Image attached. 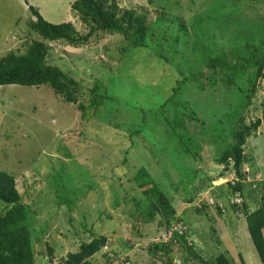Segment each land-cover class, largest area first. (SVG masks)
<instances>
[{"label": "rangeland", "instance_id": "374dc122", "mask_svg": "<svg viewBox=\"0 0 264 264\" xmlns=\"http://www.w3.org/2000/svg\"><path fill=\"white\" fill-rule=\"evenodd\" d=\"M108 1L116 11L146 15L151 50L133 49L119 62L123 38L96 33L77 47L46 43L47 60L78 80L80 102L88 100V91L97 84L117 104L107 102L89 120L49 86L0 87V171L15 178L29 210L25 226L37 263L49 264L48 247L57 264L67 253H75L81 242L90 241L88 232L108 239L90 259L92 264L170 261L163 252L159 262L147 252L152 242L171 239L157 219L149 225L141 222L145 207L139 204L142 190L136 183H141L138 174L146 169L166 195L172 193L176 218L182 219L173 229L187 236V245L171 253L172 264H212L220 255L232 264H261L241 204L234 212L230 200H221L224 194L214 189H224L234 176L215 164L212 145L221 130L230 134L239 117L248 126L262 116L264 72L256 78L248 63L264 53V0H155L151 5L147 0ZM74 2L0 0V59L37 39L29 31L34 20L30 7L38 9L45 21L71 23L85 35L87 28L71 10ZM216 56L224 57L229 66L239 61L230 81L219 68H208L209 58ZM253 82L257 91L247 106ZM174 110L184 117L187 129L179 127ZM142 114L145 129L132 135L140 130L137 124L143 117L133 126L128 121ZM129 141L134 146L124 156ZM194 144L201 147V162L186 155H191ZM183 148L186 154L179 151ZM243 149L254 158L253 166L247 164L244 171L251 168L256 177L245 181L249 184L241 203L253 211L264 193V125L245 140ZM123 156V165L112 166ZM198 169L203 173L176 189ZM222 171L225 178L217 179ZM168 179L169 187L162 182ZM205 201L211 209L201 210ZM219 204L220 213L214 208ZM3 207L2 214L7 209ZM82 220L91 227H83Z\"/></svg>", "mask_w": 264, "mask_h": 264}, {"label": "trees", "instance_id": "16d2710c", "mask_svg": "<svg viewBox=\"0 0 264 264\" xmlns=\"http://www.w3.org/2000/svg\"><path fill=\"white\" fill-rule=\"evenodd\" d=\"M148 4L151 5L155 0H147ZM71 10L78 15L79 21L87 28L85 35H80L71 23L52 24L45 21L40 15L38 9L30 7V11L34 20L31 19L29 22L30 34H35L36 40H32L30 44L26 45L24 50H17L16 52H9L5 57L0 59V86L17 85L26 88H38L40 86H49L54 94L61 98V100L69 105H76L77 111L81 115L88 114L94 116L107 102L117 104V99L110 98L106 95L105 90L101 85L95 84L88 92L89 98L85 102H80L78 99L79 93L82 91L78 80L74 79L67 71H63L62 68L55 64H52L47 60L49 52L46 43L63 42L69 46L77 47L82 46L88 42V40L96 33L114 34L119 35L123 38L119 62L124 61V57L131 50L137 48H147L151 50L150 45L147 43L148 32L151 26L146 24V15L139 14L135 15L132 11H116L111 7L108 0H75L71 5ZM48 41V42H46ZM263 52H264V39L262 40ZM240 62H242L240 60ZM239 64V61L236 65ZM251 69H254L256 78H261L264 72V53L262 57L248 63ZM236 65L229 66L222 56H216L215 58H209V69L219 68L227 80L229 74L235 73ZM182 81H185L182 80ZM181 82H178V86L173 88L176 92ZM257 91L255 82L252 83L251 93L247 98V106H249L251 97ZM176 94V93H175ZM172 103V102H171ZM174 104L175 100L173 101ZM113 105V104H112ZM262 116L256 119L253 123L245 126L243 118L239 117L233 126L229 135L224 131L218 134L215 144H211L213 148V159L216 165L221 166L224 172H231L236 181L233 185L229 182L225 183L222 189L221 186L214 187V189L221 191L224 194V198L221 200L229 199L230 202L233 199L242 197L244 186H248L249 183L245 182L246 173L244 172V166L247 164L249 167L253 166L254 158L250 154H245L243 145L245 140L252 136L256 130L264 125V101L260 103ZM178 106V105H177ZM178 111L174 110L175 119L179 122V127L187 129L183 118L176 114ZM87 116V115H86ZM136 119H130L128 122L137 124V121L141 119V123L137 124L140 126V130L132 132V135H139L140 131L145 129L146 123L144 114L135 116ZM134 118V117H133ZM222 121L219 120V124ZM116 126V125H114ZM176 130V129H175ZM181 140H185L181 138ZM129 148L124 150V156L128 154L129 149L133 148V143L129 141ZM123 145H127V138L122 141ZM199 145H193L190 147L192 150L191 155L186 154L185 148L179 150L186 154L192 162H201L202 157L200 155ZM216 148V150H215ZM215 151V152H214ZM124 156L121 161L114 163L112 166L118 167V163H125ZM146 159H142L141 162H145ZM247 174L250 178H255L254 174L248 168ZM220 174L217 179H224L226 173ZM188 174L189 181H182V185H176V189L180 186L183 187V183H192L194 178L203 173L202 170H194ZM160 175V173H159ZM230 175V174H229ZM59 176V175H57ZM139 176V182L136 183V187L140 191L139 204L144 206L141 210V222L145 225L152 224L157 219V224L163 230L164 235L168 231L172 230L175 222H182V219L176 218V212L173 206L172 193L166 195L161 189L160 184L153 179L151 172L146 169H142ZM167 177V176H163ZM208 180L205 176L202 179ZM213 179V181L216 180ZM63 182V181H62ZM167 187H169L170 179L162 181ZM212 182V181H211ZM259 183V181H255ZM246 183V184H245ZM260 184V183H259ZM64 185V184H63ZM211 185V184H210ZM264 187V183H262ZM65 186V185H64ZM144 191H143V188ZM213 187V186H211ZM163 188L165 189L166 187ZM65 193L69 191L65 189ZM176 192V191H175ZM230 193V197L228 196ZM237 194V195H236ZM218 197L217 195L215 196ZM189 203L191 201H188ZM66 203L64 206L69 207ZM241 208L243 209L247 231L256 254L261 262L264 264V193L259 199L258 207L251 211L249 206L242 202ZM0 206L7 208L4 214L0 213V264H36L34 257V251L31 247L29 240V233L25 226L27 221L28 208L23 205L21 195L16 188L15 178L6 173L0 171ZM234 212L240 210L237 204L231 203L229 205ZM201 210L210 208L208 201L202 203ZM70 208V207H69ZM68 208V209H69ZM218 213L222 210L218 206L214 207ZM239 208V209H238ZM201 210H197L199 213ZM176 218V219H175ZM83 227H89L88 223L83 222ZM89 231V230H88ZM90 234V241H84L79 244L78 250L75 253H67L65 257L61 258L57 264H92L91 258L99 253L107 244V238L104 236H95ZM158 235V234H157ZM147 237V236H146ZM148 238V237H147ZM159 239L161 236L159 235ZM187 236L185 232L180 235L178 231H174L172 239L169 242L164 243L163 241H154L147 248L148 254L156 261H162V256L165 253L169 260L165 264L171 263V253L178 250L179 246L187 245ZM189 250V249H188ZM52 249L47 247V257L49 264H53V253ZM159 252V253H158ZM114 260L109 261L113 262ZM40 264V263H37ZM207 264V263H203ZM212 264H232L223 255L217 257Z\"/></svg>", "mask_w": 264, "mask_h": 264}, {"label": "built area", "instance_id": "2783aa9c", "mask_svg": "<svg viewBox=\"0 0 264 264\" xmlns=\"http://www.w3.org/2000/svg\"><path fill=\"white\" fill-rule=\"evenodd\" d=\"M244 172L246 173V179H245V181H246V180H248V178H250V177L247 176V174H248L249 171H248V170H245ZM250 179H251V178H250ZM229 182L233 185L236 181H235V180L232 181V179H231V180L228 181V183H229ZM225 183H227V182H225ZM225 183H224V184H225ZM231 203H234V204L239 205V204L241 203V199H240V198L233 199V201H232ZM215 206H218L219 208H221V205H220V204H219V205H215ZM215 206H214V207H215ZM171 231H172V232H171ZM174 231H178V233H179L180 235H181L182 232H183V231H181V230H178L177 228H174V229L172 228V230L168 231V233H167L168 238L172 239L171 235L173 234ZM169 241H170V240H169ZM169 241H168V242H169Z\"/></svg>", "mask_w": 264, "mask_h": 264}, {"label": "clouds", "instance_id": "9594fccd", "mask_svg": "<svg viewBox=\"0 0 264 264\" xmlns=\"http://www.w3.org/2000/svg\"><path fill=\"white\" fill-rule=\"evenodd\" d=\"M7 86H13V85H7ZM15 86H17V85H15ZM1 87V86H0ZM21 87V86H20ZM186 240H187V238H186Z\"/></svg>", "mask_w": 264, "mask_h": 264}, {"label": "crops", "instance_id": "0c3cea01", "mask_svg": "<svg viewBox=\"0 0 264 264\" xmlns=\"http://www.w3.org/2000/svg\"><path fill=\"white\" fill-rule=\"evenodd\" d=\"M254 148V147H253ZM257 162V161H256ZM258 164V163H257ZM259 166V165H258Z\"/></svg>", "mask_w": 264, "mask_h": 264}]
</instances>
